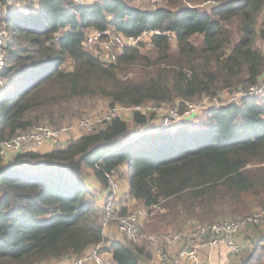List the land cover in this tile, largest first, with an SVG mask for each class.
Wrapping results in <instances>:
<instances>
[{"label": "trees", "instance_id": "1", "mask_svg": "<svg viewBox=\"0 0 264 264\" xmlns=\"http://www.w3.org/2000/svg\"><path fill=\"white\" fill-rule=\"evenodd\" d=\"M8 1L0 0V27L8 31L0 142L38 124H62L90 100L177 104L182 111L188 102L246 88L264 73V22L257 27L264 0H208L202 9L189 3L207 0H161L164 5L151 9L132 0ZM106 29L151 33L153 52L143 53L140 41L118 52L115 62L102 61L84 39ZM198 116L197 123L186 120L136 139H127L129 125L116 118L64 148L0 156V264L49 263L104 242L100 194L84 182L91 176L106 190L105 172L122 165L128 194L149 212L146 226L153 231L264 206V93L206 107ZM147 120L132 113L136 126ZM166 203L161 213L156 206ZM102 250L111 254L110 264H139L146 254L116 240ZM238 264H264V235Z\"/></svg>", "mask_w": 264, "mask_h": 264}, {"label": "built area", "instance_id": "2", "mask_svg": "<svg viewBox=\"0 0 264 264\" xmlns=\"http://www.w3.org/2000/svg\"><path fill=\"white\" fill-rule=\"evenodd\" d=\"M15 0H9L12 2ZM75 4H82L83 0H72ZM156 3L159 0H149ZM29 2V1H28ZM170 39L172 37L171 34ZM146 35L151 33H142L136 37L124 36L110 29L104 31L92 30L85 39L84 46L87 49H94L98 58L102 61L115 62L116 54L123 48L131 45L135 46L143 40ZM8 38V31L5 27H0V71L5 63L4 47ZM56 39V38H55ZM3 83V77L0 75V85ZM264 93V73L259 77L256 83L246 88H228L217 93L215 96L202 98L197 102H188L185 108L180 111L171 108L160 119L158 124L150 132L173 128L174 125L193 119L198 116L206 107H220L228 103H238L249 96L262 95ZM140 106H135L139 108ZM125 107L115 105L109 107L102 113H93L88 117H83L72 124H65L58 127H49L37 125L26 132L19 133L7 140L0 142V156L7 157L22 152L30 147H39L43 144L52 143L54 148H64L69 139L64 137L72 133V129L77 127L84 134L91 133L101 127H104L113 119H123ZM106 191L101 206V228L102 231L110 224H114L122 234L125 241L136 244L139 241H146L153 246L158 254L161 264H206L198 258V249L201 246H224L230 253L237 254L240 247L235 240L236 233L246 226H260L264 223V207L258 208L251 213L231 221L216 222L208 225H199L196 228L182 229L174 232H165L161 234H145L139 228V221L142 215L147 213L145 210L135 209L122 213L119 210L117 196L120 187L117 175L114 170L105 172ZM178 246L174 255H168L163 251V246ZM101 243L91 246L88 250L77 256L58 259L54 263L44 264H107L101 253ZM153 264V263H152Z\"/></svg>", "mask_w": 264, "mask_h": 264}, {"label": "rangeland", "instance_id": "3", "mask_svg": "<svg viewBox=\"0 0 264 264\" xmlns=\"http://www.w3.org/2000/svg\"><path fill=\"white\" fill-rule=\"evenodd\" d=\"M28 1L31 2V0H28ZM32 3H35V2L32 0ZM132 4L134 6H136V7H138V8H141V9H151V8H155L157 6L159 7V6L164 5V2H162L161 0H159L156 3H151L149 0H132ZM189 4H195V6L198 9H202V8H205V7L210 6L211 3H210V1L207 0V1H201V2H190ZM30 10H31V8H30ZM263 22H264V11L262 12V14L260 15V17L258 19L257 27H261V25H262ZM149 36L150 35H146V37L145 38L143 37V40H142L145 43H144V46L141 47V51L143 53H145V54H151L153 52L152 46H151L150 42H148V37ZM197 40H198L197 38H194L193 39L194 42H197ZM169 43H170V49L171 50H174L175 47H176V41H174L173 37H171V39H169ZM257 45L260 46L261 43L260 42H257ZM89 51L92 54H95L94 49H90ZM63 68L64 69H69L70 68V63L69 62H66L63 65ZM115 105H112V106H115ZM112 106L110 104H108V101L106 102L103 99L90 100V101H87L85 104H83L82 107H80V112H79V114L77 116L72 117V118H69V119H66L62 124L60 123L57 126L51 125V124H38V126L39 125H43V126H49V127H58V126L65 125V124H72V123L76 122L77 120H79V119H81L83 117L90 116L93 113H97V112L98 113H102V112L106 111L109 107H112ZM174 107H175V109H177V104H175L173 106V104H153V103H146V104H143L142 106H140L139 108H135V109H134V107H125V111L123 113V117H124V120L126 121V123L129 125L128 134L126 135L127 139L128 138H131V137L133 139H136L140 135H143V134L156 133L158 130H155V131L150 132L151 129L154 128V125L155 124H158L159 123L160 119L166 114V112L169 109L174 108ZM134 111H139L140 113L146 115V117H147L148 120H147V123L145 125H143V126H136V125L133 124V121H132V113ZM193 117L194 118H193L192 121H194L196 123L200 121V116H196V117L193 116ZM177 125H174V127L172 129H174ZM74 131H78L81 134H84L77 127H75V128L72 129V133ZM46 145H52V143L43 144V145H41L39 147H30V148L24 149L23 152H26V151H38L42 146L45 147ZM11 157H12V155H11ZM114 172L116 173L117 179H118L119 183L121 184L120 181L122 180V178H125V175H126L125 172H124V170L120 169V167H119V168L115 169ZM119 192H120V187L118 189V193ZM132 199L133 198H131L130 196H127V199L124 198V199L121 200V202H123V205L126 206V208H125L126 209V212L125 213H127V209H129V210H135V209H141V208L143 210H145V212H146V208H144L136 200L134 201V203H132ZM119 205L121 207V204L120 203H119ZM156 207L158 209H160V211L162 210V208H160L158 206H156ZM262 207H264V206H262ZM258 208H261V207L253 206L251 209L250 208H247L248 209L247 210V213H245L244 215L235 216V217L229 216V217H225V218L220 217V218L216 219L213 222H203V223H199V222H196V221H191L190 223L186 224V226L184 228H186V227H188L187 229H189V228H196V226H199V225H208V224H212V223H216V222L235 220V219H238L240 217H243V216L251 213L252 211H254V210L258 209ZM154 209H156V208H154ZM148 215H149V212L145 213L140 218L139 228L142 230V232L145 233V234H161V233H165V232H161L162 230H160V231L150 230L146 226V219H147V216ZM262 227H264V223L262 225H260V226H246V227L240 229L236 233L235 240H236V242L238 243V245L240 247V251L237 254L232 255V256L237 257L239 262L247 254V251L252 246L253 241H255L258 238L256 235H258V234L261 233V228ZM179 230H181V229H179L178 227H171V228H169L167 230V232H170V231L171 232H174V231H179ZM242 239L243 240H248V243H247L248 246H245V248L243 247V242H241ZM127 243H130V242L127 241ZM136 245H138L139 247L144 248V251L145 252L148 251V250L150 251V248L153 247L152 245H150L146 241L136 242ZM101 255H102L104 261L107 264H109L108 261L104 258L105 256L102 253H101ZM228 257H231V256H228ZM143 261H144L143 264H152V261H150L149 259H145ZM54 262H56V261H53L51 263H54Z\"/></svg>", "mask_w": 264, "mask_h": 264}, {"label": "crops", "instance_id": "4", "mask_svg": "<svg viewBox=\"0 0 264 264\" xmlns=\"http://www.w3.org/2000/svg\"><path fill=\"white\" fill-rule=\"evenodd\" d=\"M80 135H81L80 132L74 131L73 133H71L70 135H68V136H66L64 138L65 139H69V140H72V139L74 140V138H78ZM52 149H54V146L46 145L45 147L42 146L38 150V152L45 153V152L51 151ZM120 169L124 170L126 175H125V178H122V180L120 181L121 184L119 183L120 184V192L118 193L117 201H118L119 210L122 213H125L126 212V209H125L126 206L123 205V202H121V200L124 199V198L127 199V196H130L128 194L129 193L128 192L129 186H128V183H127V173H126L127 169H126V166L122 165V166H120ZM84 184H86L88 186L92 185L94 187L95 191H97L100 194V197L98 199L97 205H98L99 208H101L103 200H104V196H105L104 187L95 178H91V176H89V178L87 179L86 182H84ZM89 187L91 188V186H89ZM134 201H135V199H132V203H134ZM119 203L121 204V207H120ZM167 205L168 204L166 203L164 206L161 207L162 208V210L160 211L161 213H166V209H167L166 207H168ZM156 210H157V208H156ZM128 211H131V210L127 209V212ZM102 234H103V238H105V241L104 242H100L101 243L100 253H102L105 256L104 258L110 264L111 261H112L111 254L109 252L103 251L102 250L103 247L108 245V243L110 241H113V240L119 241V242H121L123 244H129V243H127V241L124 240L122 234L118 231V229L116 228V226L114 224L108 225L102 231ZM261 235H264V227L261 228V233L256 235V236L259 237ZM241 242H243V247L244 248H245V246H248L247 245L248 240H243L242 239ZM177 250H178V246L176 247V245L175 246H169V247L163 246V251L166 254L170 255V256L176 254ZM232 255H235V254L230 253L222 245H216V246H212V247L204 245V246H201L198 249V258H199V260L205 262L206 264H238L239 263L238 258L234 257ZM228 256H231V257H228ZM61 259H63V258H61ZM145 259H149L150 261H152L153 264H161V262L158 259V254L156 253V251L154 250L153 247L150 248V251L149 250L146 251V254H144L140 258L139 264H143L144 263L143 260H145ZM57 260L58 259L50 260L48 262L51 263V262L57 261ZM183 264H188V263H183Z\"/></svg>", "mask_w": 264, "mask_h": 264}]
</instances>
